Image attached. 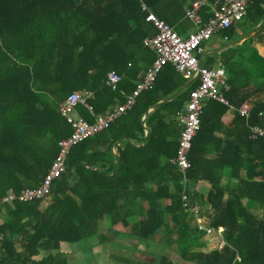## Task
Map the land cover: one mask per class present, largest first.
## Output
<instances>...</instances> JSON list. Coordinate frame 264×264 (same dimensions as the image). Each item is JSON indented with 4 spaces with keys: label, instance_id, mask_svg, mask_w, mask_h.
Returning a JSON list of instances; mask_svg holds the SVG:
<instances>
[{
    "label": "trees",
    "instance_id": "16d2710c",
    "mask_svg": "<svg viewBox=\"0 0 264 264\" xmlns=\"http://www.w3.org/2000/svg\"><path fill=\"white\" fill-rule=\"evenodd\" d=\"M188 1L146 3L184 37ZM200 13L205 22L211 6ZM263 14L264 0H250L242 21L251 29ZM155 32L136 0H0V198L41 182L58 142L71 132L58 111L70 92H92L91 111L76 107L88 121L131 93L155 59L143 44ZM235 32L232 25L216 35L230 42ZM263 32L264 21L254 30ZM239 45L207 55L205 66L224 68L228 89L221 90L229 105L203 101L187 154V193L200 208H211L209 224L223 228L220 248L202 250L208 234L183 206L181 174L171 161L180 132L176 113L198 78L142 124L150 106L189 80L167 63L130 109L70 148L48 202L0 203V264H73L62 244L91 236L104 217L130 225L143 241L161 229L173 233L179 255L199 264H231L236 256L235 264H264V220L248 207L249 201L264 205V137L249 138L251 126L264 127V55ZM110 70L120 76L116 89L106 84ZM246 99L252 108L243 117L237 108ZM198 182L204 187L196 189Z\"/></svg>",
    "mask_w": 264,
    "mask_h": 264
},
{
    "label": "built area",
    "instance_id": "2783aa9c",
    "mask_svg": "<svg viewBox=\"0 0 264 264\" xmlns=\"http://www.w3.org/2000/svg\"><path fill=\"white\" fill-rule=\"evenodd\" d=\"M140 9L145 14V21L150 22L155 28V34L147 36L143 40L144 46L155 52V59L151 65L142 73L140 79L135 83L131 93L124 100L103 113L93 115V120L88 121L76 112L78 104L85 105L90 111L91 106L86 99L92 95L91 91H72L58 105V111L65 121L70 125L71 132L58 142V151L49 169L44 174L41 182L35 187H27L19 192H9L0 198V203H11L18 201H31L44 199L50 193L54 180L60 177L65 168L67 154L72 146L93 136L107 128L110 123L124 111L130 109L136 97L144 90L150 89L158 72L163 65L171 63L175 69L184 77L198 78V84L189 92L188 100L183 108L176 113V119L180 125L178 145L175 157L171 159L178 167L181 174V199L183 206L193 218V223L199 231L210 235L216 233L218 248L225 242L222 238V227L214 228L209 222H203L197 202L192 200L187 193L188 178L186 171L190 167L188 161V150L192 139L199 129V115L202 103L205 99H214L225 105H229L222 92L227 90L224 68L217 66L208 67L201 64L204 52L203 43L216 34L217 31L227 29L241 21L246 13V7L250 0H189L185 6V17L192 24L193 29L182 37L164 20L160 19L146 3V0H136ZM211 6V13L203 22L200 9L203 6ZM227 40V36L222 38ZM120 76L110 70L106 76V84L116 89ZM252 108V102L248 99L242 101L237 108L240 116L248 117ZM264 137V127L254 125L249 128V138L256 139ZM239 260L236 256L231 264Z\"/></svg>",
    "mask_w": 264,
    "mask_h": 264
},
{
    "label": "rangeland",
    "instance_id": "374dc122",
    "mask_svg": "<svg viewBox=\"0 0 264 264\" xmlns=\"http://www.w3.org/2000/svg\"><path fill=\"white\" fill-rule=\"evenodd\" d=\"M242 20L235 24L236 25V32L234 35L235 39L241 37L243 34H245L246 32H248L252 29V28L249 29L250 28L249 24L247 22L242 21ZM185 21H186V25L188 28V30H187V32H188L189 30H192L194 27H193L192 22L190 23L187 20H185ZM251 38L253 40L250 43L249 39H251ZM245 39H246V42L242 43V41H241L238 44H240L239 45L240 48L244 47L246 54L250 53L253 48H256L257 51H259L257 48L259 46V43L262 44V47L264 50V32L261 34H258V33L256 34L253 31L249 35H247L245 37ZM224 42H225V40L220 38L218 35L214 34L211 37V39H209L203 43V46L211 48V49H215V48H219V47L223 46ZM226 43H229V42H225V44ZM260 55H262V54H260ZM206 58H207V55L204 56L205 60H206ZM77 113L78 112L76 111L75 114H77ZM228 113L231 114V112H228ZM224 119H227V115L225 116ZM165 202L167 203V201H165ZM248 205H249L248 207H249L250 211H252V213H254L256 216H258L260 219L264 220V205H261L259 203L252 202V201H249ZM199 210H200V216L202 218V221L204 223L205 222L207 223L211 217V211L209 210L208 207H201V208L199 207ZM109 221L110 220L107 217H104L103 219L99 220L97 223L95 232L91 236L86 237L85 239H83L80 242L62 244L61 249L67 253V256L69 257V260L71 263H73V264H145L146 259L147 260H153V261H154V259H156V257L153 256V254H155V252H156V249L158 251H160L161 254H163L164 251L162 250V248L165 249L167 244H170V245L176 244L174 241L175 234L168 233V232H166V230L161 229L157 234L160 233V235L165 237V240L162 242L163 243L162 247H160V246L156 247V246H154L155 244L152 245L151 248L155 249L153 251V253L146 251L145 249H143L140 246H138V247L130 246L129 251H132V252L138 254V256L132 257L133 255H131L130 253L120 254V253H118V250L121 247L120 241L122 238V234H115L114 230H112V229H114V228L121 229V226L120 225H112L111 222H109ZM208 237L215 238L216 236H215V233H213ZM123 244L128 245L126 238L123 240ZM123 247L125 248V246H123ZM109 249L112 251V253L116 254L117 256L115 259H110L108 261V259L105 258L106 255L103 252L107 253V250H109ZM150 256H153V257L150 258ZM167 257L169 258V255H167ZM155 263H157V261Z\"/></svg>",
    "mask_w": 264,
    "mask_h": 264
},
{
    "label": "crops",
    "instance_id": "0c3cea01",
    "mask_svg": "<svg viewBox=\"0 0 264 264\" xmlns=\"http://www.w3.org/2000/svg\"><path fill=\"white\" fill-rule=\"evenodd\" d=\"M257 48L259 50L258 52L260 54L264 55V50H263V47H262V44L261 43H259V46ZM213 50L214 49H211V48H208V47H204V52H203L202 57L200 59L202 65H204V63L206 62V60L203 59V57L205 55L211 54V51H213ZM218 64L219 63L216 62L211 67L217 66ZM226 115H227V119H224V120L227 122L230 119V117H231L230 115L231 114L227 113ZM202 186L204 187V185L202 184V182H198L195 188L198 189V188H200ZM44 200H45V202H48L49 201V198L46 197ZM209 210L211 211V214H212L211 208H209ZM209 220H208V222H209ZM116 225H120V224H116ZM120 226H121V229H119V228L112 229V230H114L115 234H122V238H121V241H120L121 247L118 250V253H120V254L130 253L131 255H133L132 257L138 256V254H136V253H134L132 251H129V247L130 246H133V247L140 246L143 249H145L146 251H148L150 253L151 252L153 253V251L155 249L151 248L152 245L155 244L154 246H156V247L157 246L162 247V245H163L162 242L165 240V237H163L159 233V234H156L153 238L143 241L142 239L138 238L137 236L132 235L130 225H127V226L120 225ZM210 235H208V236H210ZM208 236H206L204 238L205 244H204V247H202V250L203 251H209V250H211L213 248H218V246H217L218 245L217 236L215 235L216 236L215 238H210ZM125 238H126V241L128 242V245L127 244H125V245L123 244V240ZM123 246H125V248ZM162 250L164 251L165 254L164 253L161 254L160 251H158L156 249L155 254H153V256L156 257V259H154V261L153 260H147L146 259L145 260V264H199L197 262L190 261V260H186V259L182 258L179 255V253L177 252L176 244H171V245L170 244H167L166 248L165 249L162 248ZM103 253L106 255L105 258H107L108 261L110 259H115L116 256H117L116 254L112 253V251L110 249L107 250V253H105V252H103ZM167 255H169V258L167 257ZM153 256H150V258H152ZM156 261H157V263H155Z\"/></svg>",
    "mask_w": 264,
    "mask_h": 264
},
{
    "label": "water",
    "instance_id": "95a60500",
    "mask_svg": "<svg viewBox=\"0 0 264 264\" xmlns=\"http://www.w3.org/2000/svg\"><path fill=\"white\" fill-rule=\"evenodd\" d=\"M264 21V14H263V17L261 19V21L255 26L253 27L250 31L246 32L245 34H243L241 37L229 42V43H226L224 44L223 46L219 47V48H216L214 49L213 51H211V54L213 53H217L227 47H231V46H234L238 43H240L241 41H243L245 39V37L247 35H249L251 32H253L256 28H258ZM194 78H190L184 85H182L179 89H177L176 91H174L171 95H169L167 98L163 99V100H160L158 102H156L155 104H153L152 106H150L147 111L145 112V114L143 115L142 117V124L144 125V120L146 118V116L148 115V113L155 107H157L158 105H160L161 103L163 102H167L171 99H173L179 92H181L183 89H185L192 81H193ZM148 133V130L145 129V135Z\"/></svg>",
    "mask_w": 264,
    "mask_h": 264
}]
</instances>
